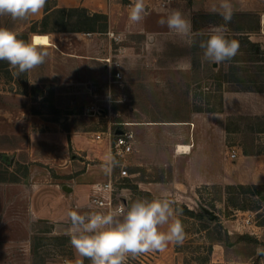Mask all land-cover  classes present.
Masks as SVG:
<instances>
[{
  "label": "rangeland",
  "instance_id": "obj_1",
  "mask_svg": "<svg viewBox=\"0 0 264 264\" xmlns=\"http://www.w3.org/2000/svg\"><path fill=\"white\" fill-rule=\"evenodd\" d=\"M156 1L145 0L148 14L133 23L128 19L133 0H113L111 9L108 0L105 33L59 31L54 16L44 27V12L36 21L0 16V27L26 34L28 41L33 30L44 29L53 44L47 47L45 63L29 72L17 76L16 69H0V264H91L70 243L67 213H89L92 185L109 174L98 173L103 170L101 157L88 159L73 151L75 129L134 132L133 152L123 160L130 173H140L128 183L129 204L137 198L172 199L173 208L180 210L173 219L181 220L186 233L182 245L157 250L155 264H264V255L256 253L264 248V198L242 193L239 203L248 210H239L231 199L239 190L230 199L225 192L228 185L250 186L247 177L257 172L251 160L264 154V92L243 91L250 83H225L223 112L210 111L220 106L218 76L207 71L212 63L202 61V49L187 46L158 21L179 10L191 21L193 33H206L223 19L195 24L196 13H215L216 7L205 6L203 0H174L165 8ZM241 8L233 12L261 16L264 0ZM249 38L264 50V32ZM200 39L197 35V44ZM239 45L237 55L244 61H225L217 70L264 64L250 61L247 47ZM91 106L93 113L86 111ZM49 129L65 134L53 135L52 147L42 138ZM193 130L201 148L191 164L177 160L171 151L193 139ZM112 155L116 159L114 150ZM69 163L72 174L62 173L59 168ZM87 169L89 191L81 194L84 201H74L62 185L72 188V177L81 181ZM118 170L116 166L112 171ZM190 174L201 182H185ZM257 175L264 176V168ZM184 207L210 216H188ZM242 235L249 238L240 241Z\"/></svg>",
  "mask_w": 264,
  "mask_h": 264
},
{
  "label": "clouds",
  "instance_id": "obj_2",
  "mask_svg": "<svg viewBox=\"0 0 264 264\" xmlns=\"http://www.w3.org/2000/svg\"><path fill=\"white\" fill-rule=\"evenodd\" d=\"M46 2L47 0H0V16H9L13 21H24L38 15ZM213 11L225 23L212 26L206 33H193L191 21L179 10H173L158 23L183 39L187 46L202 49V61L219 65L233 60L239 53L240 45L226 35L225 26L233 16L230 0H220L218 8ZM147 14L145 0H133L128 19L139 23ZM197 35L203 37L198 44ZM45 40L47 41L46 37L33 36L26 41L19 38L16 31L0 27V61H6L11 68L16 69L14 74L17 76L29 72L44 64L49 56L48 42ZM118 163L109 154L103 165L105 174L110 175ZM255 183H258V179ZM179 212V209L173 208V201L166 196L151 200L137 198L127 207L120 206L106 213L93 211L81 214L71 210L67 213L70 226L66 234L76 252L89 259L91 264H126L129 256L164 251L169 244L182 245L186 238L184 225L181 220L173 219ZM256 253L264 255V248L258 247ZM78 264H82V261Z\"/></svg>",
  "mask_w": 264,
  "mask_h": 264
},
{
  "label": "trees",
  "instance_id": "obj_3",
  "mask_svg": "<svg viewBox=\"0 0 264 264\" xmlns=\"http://www.w3.org/2000/svg\"><path fill=\"white\" fill-rule=\"evenodd\" d=\"M44 16L40 22V24L45 25L48 23L50 17H56L55 27L60 29L59 31H71V32H90V33H105L108 30V16L104 13H91L88 9L84 7H70V8H59L57 7L56 0H47L46 5L43 9ZM194 23L196 24L198 20H206L209 18H221L216 13L211 12H198L194 15ZM222 19V18H221ZM32 25L37 22H31ZM225 22L223 21L222 24ZM219 24V25H222ZM226 28H230L231 32L226 33L228 39H234L245 45L246 54L250 55L248 58L252 62H264V50L261 49L258 43L252 42L249 36L252 33L261 31V23L260 16L256 12L248 11V12H233V16L230 23H227ZM35 33L40 34H48V32L44 29L42 30H33ZM241 33L245 35V38H238L237 34ZM19 38L28 41V37L26 34L19 35ZM201 39L203 37H200ZM203 52V50H202ZM233 63L244 61L241 56H236L233 60ZM226 61V62H231ZM10 65L6 61H0V69H7ZM218 65L211 64L207 66V71L215 72L218 76L219 85L217 87V91L219 95L216 97L219 100V109L210 110L213 112H223V88L225 83H250L249 86H245L242 88L243 91H256V92H264V64L260 66H252L250 69L247 67H230L228 72H225L223 69L217 70ZM255 84H257L255 86ZM117 130H114L112 133V139L115 140L117 137ZM235 190H239L237 192V198L233 199L232 206L236 207L239 210H248L245 205L239 203V195L242 193H252V195H258L261 198H264V185H228L226 186V193L230 199L231 195H233ZM185 214L191 217H197L202 219L206 216V214H196L192 210L184 207ZM248 235L238 236L240 241L248 239ZM229 239V237L227 238ZM221 242L220 240H216ZM218 243V242H217Z\"/></svg>",
  "mask_w": 264,
  "mask_h": 264
},
{
  "label": "crops",
  "instance_id": "obj_4",
  "mask_svg": "<svg viewBox=\"0 0 264 264\" xmlns=\"http://www.w3.org/2000/svg\"><path fill=\"white\" fill-rule=\"evenodd\" d=\"M57 1H58L57 7H59V8H63V7H66V8L84 7L86 9H88L89 11H92L91 13H105V14L109 15L108 0H57ZM203 1L205 3V6L206 5L209 6V5H211L210 3H212L213 7H216V8H218V5L220 3V0H203ZM157 2L158 1H156V4L158 5L159 2L158 3ZM251 2H252V0H230V3L232 4V8L234 10H236V9L237 10H243L241 7L246 6V4L250 5ZM112 4H114L113 0H111V2H110V9L112 7ZM252 10H254V9H252ZM255 10H259V9H255ZM42 16H43V10L38 15L32 16L31 20H33V21L39 20V18H41ZM224 102H225L224 103V111L226 112L227 104H226V97L225 96H224ZM46 124L48 125L49 123L47 122ZM52 126H54L53 123H52L51 127ZM75 130L72 131V133H74V134H72V137H71V147H72L73 151H77V152H81L83 154H86V157L88 159H90L91 155L94 154L97 157H101L104 162H105V158L109 154L112 155V148H111L110 140L108 139V137L104 136L102 140L96 139V134H98L100 132H107V131H100V130H97V131H89V130L86 131L85 130L84 131V130H78V129H75ZM195 132H196L195 130L192 131L194 136H193V139H191L188 143H178V144H176L174 151H171V153L173 154V156L175 158H177V160L186 161V162H189L191 164H194L193 162H194L195 158L198 157L197 155L199 153V148H201L199 143L195 140V134H194ZM87 133H90V134L93 133L94 134V136H92L93 138L89 139V137L86 136ZM53 135H58L59 138L62 135V138H64L63 135H65V134H62L61 131L60 132H56L53 130L50 131V129L45 131L42 134V138L45 140V142H47V144H45L46 147H50V146L52 147L53 145H56V144L50 142L51 141L50 138ZM183 147H187L188 149L185 150V148H183ZM102 152H103V155H101ZM263 165H264V154L255 155L253 157V159L251 160V166L253 168H256V166H257L258 169H257V172H255L251 178L247 177V181H246L247 184L264 185V176L257 175V174L262 172V168H264ZM59 170L62 173H66V174L70 175V174H72V171L74 170V168L71 166V163H69L68 165L61 166L59 168ZM98 173L104 175L105 172L102 170V171H98ZM81 175L83 177V179H81V181L77 180V178L74 179L72 177L74 186H72V188L69 187V188H71L70 192L64 190L65 185H62L63 190L66 191L68 197L70 199H72L74 201H78V202H80L81 200H83V201L85 200V196L83 195L81 197V194H83L86 191H89L88 189H89L90 184H91V183L85 184L91 180L89 169H87V171ZM199 176H201V175H199ZM201 179L202 178H198L197 175L191 176V174H190V176H188V178L185 180V182H187V180L188 181L190 180V183H192V184L193 183H200ZM257 179H258V183H255L257 181ZM13 182H18V181H13ZM75 185L78 188H75Z\"/></svg>",
  "mask_w": 264,
  "mask_h": 264
},
{
  "label": "built area",
  "instance_id": "obj_5",
  "mask_svg": "<svg viewBox=\"0 0 264 264\" xmlns=\"http://www.w3.org/2000/svg\"><path fill=\"white\" fill-rule=\"evenodd\" d=\"M174 0H160L158 6L165 8L171 4ZM264 13L260 16L261 31L264 32ZM116 78L120 79L121 74L118 72ZM87 112H95V107L91 106L86 109ZM104 136H107L110 140L111 148L114 150L116 160L118 163V173L113 171L104 182H98L92 185L89 200L90 212H108L119 208L120 206L127 207L130 202L129 182L140 175V173H130L126 168L123 160L126 156L133 152V146L135 142L134 132L131 130L122 131L118 134L116 139H112L111 132H100L96 134L97 140H102ZM235 157V154H232ZM122 159V161H120ZM157 251H151L143 254H139L135 257L129 256L126 260V264H155Z\"/></svg>",
  "mask_w": 264,
  "mask_h": 264
},
{
  "label": "bare ground",
  "instance_id": "obj_6",
  "mask_svg": "<svg viewBox=\"0 0 264 264\" xmlns=\"http://www.w3.org/2000/svg\"><path fill=\"white\" fill-rule=\"evenodd\" d=\"M33 36L46 37V38H47V42H48V46H51V45H53V44H52V42H51L50 35H48V34H40V33H35V34H33ZM33 36H32V37H33ZM183 148H185V150H187V149H188L187 147H183ZM180 151H181V150H180Z\"/></svg>",
  "mask_w": 264,
  "mask_h": 264
},
{
  "label": "water",
  "instance_id": "obj_7",
  "mask_svg": "<svg viewBox=\"0 0 264 264\" xmlns=\"http://www.w3.org/2000/svg\"><path fill=\"white\" fill-rule=\"evenodd\" d=\"M215 65H217V64H215ZM121 133H122V131L117 130V134H121ZM64 190L70 192V191H71V188L65 186V187H64Z\"/></svg>",
  "mask_w": 264,
  "mask_h": 264
},
{
  "label": "snow or ice",
  "instance_id": "obj_8",
  "mask_svg": "<svg viewBox=\"0 0 264 264\" xmlns=\"http://www.w3.org/2000/svg\"><path fill=\"white\" fill-rule=\"evenodd\" d=\"M45 42H47V41L45 40Z\"/></svg>",
  "mask_w": 264,
  "mask_h": 264
}]
</instances>
